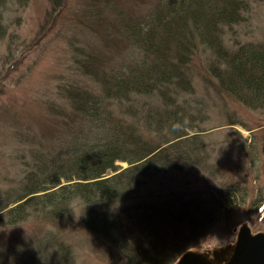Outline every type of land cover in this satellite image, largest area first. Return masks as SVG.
<instances>
[{"label": "trees", "instance_id": "1", "mask_svg": "<svg viewBox=\"0 0 264 264\" xmlns=\"http://www.w3.org/2000/svg\"><path fill=\"white\" fill-rule=\"evenodd\" d=\"M162 1L147 25L131 29L133 36L143 37L139 48L152 54L150 63L102 70L103 95L69 84L74 113L73 119L63 122L66 132L50 139L36 135V140L23 135L21 141L35 142L41 149L32 150L28 165L0 187V227L34 214L66 218L72 204L81 201L80 220L88 238L107 244L103 264H174L200 243L223 209L246 199L248 189L237 186H221L197 196L149 193L143 197L147 178L178 160L197 161L200 148L186 131L193 126L186 106L158 108L152 101L163 98L167 105H175L169 89L187 85L184 64L198 44L209 49L208 70L223 89L250 107L264 106V43L231 49L221 36L223 25L237 21L240 0ZM1 19L0 14V40L7 33ZM165 41L167 46L157 43ZM134 95L153 98L152 105H135ZM119 105L137 107V113L128 115L116 109ZM146 130L156 135L151 137ZM118 161L128 164L121 167ZM255 201L258 206L264 203L259 197ZM47 242L50 246L54 240ZM75 254L63 243L54 251L48 246L36 249L33 260L25 263L76 264Z\"/></svg>", "mask_w": 264, "mask_h": 264}, {"label": "rangeland", "instance_id": "2", "mask_svg": "<svg viewBox=\"0 0 264 264\" xmlns=\"http://www.w3.org/2000/svg\"><path fill=\"white\" fill-rule=\"evenodd\" d=\"M164 2L6 0L0 4L1 22L7 30L0 40V187L28 165L32 150L41 149L34 141L33 145L21 141L25 133L32 140L36 135L50 139L66 132L63 122L73 119L74 113L69 84L103 95L102 70L151 62L152 54L139 48L143 37L133 36L131 29L147 25ZM240 5L237 21L223 25L225 46L264 43V0H240ZM198 46L188 52L189 62L184 64L188 65L183 69L187 85L169 89L175 105H167L163 98H159L163 102L152 101L158 108L186 106L193 121L186 131L200 148L197 161L178 160L150 176L143 197L149 193L197 196L221 186L248 189L246 199L223 209L200 243L190 248L207 250L234 243L243 223L253 231H264V203L258 206L255 201L264 199V106L250 107L223 89L208 70L209 49ZM152 99L133 96L135 105H152ZM116 109L128 115L137 113V107L129 105ZM55 110L66 116L55 115ZM146 134L153 137L156 132L146 130ZM118 163L121 167L128 164ZM80 202L72 204L66 218L53 220L34 214L17 224L1 226L0 264H26L25 259L33 260L31 253L36 249L48 246L54 251L63 243L74 249L76 264H103L107 244L88 238L81 225L84 205ZM47 238L54 240L50 246Z\"/></svg>", "mask_w": 264, "mask_h": 264}, {"label": "water", "instance_id": "3", "mask_svg": "<svg viewBox=\"0 0 264 264\" xmlns=\"http://www.w3.org/2000/svg\"><path fill=\"white\" fill-rule=\"evenodd\" d=\"M174 264H264V231L243 223L234 243L212 249H187Z\"/></svg>", "mask_w": 264, "mask_h": 264}]
</instances>
